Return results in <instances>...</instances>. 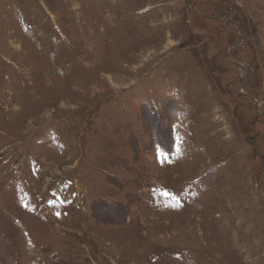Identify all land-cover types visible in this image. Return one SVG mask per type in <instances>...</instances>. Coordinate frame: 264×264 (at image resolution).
Here are the masks:
<instances>
[{"label": "rangeland", "instance_id": "rangeland-1", "mask_svg": "<svg viewBox=\"0 0 264 264\" xmlns=\"http://www.w3.org/2000/svg\"><path fill=\"white\" fill-rule=\"evenodd\" d=\"M0 264H264V0H0Z\"/></svg>", "mask_w": 264, "mask_h": 264}, {"label": "snow or ice", "instance_id": "snow-or-ice-1", "mask_svg": "<svg viewBox=\"0 0 264 264\" xmlns=\"http://www.w3.org/2000/svg\"><path fill=\"white\" fill-rule=\"evenodd\" d=\"M57 215H59V213H57Z\"/></svg>", "mask_w": 264, "mask_h": 264}]
</instances>
